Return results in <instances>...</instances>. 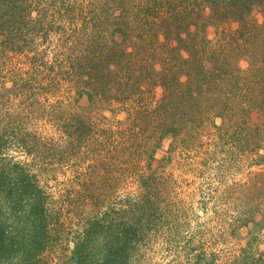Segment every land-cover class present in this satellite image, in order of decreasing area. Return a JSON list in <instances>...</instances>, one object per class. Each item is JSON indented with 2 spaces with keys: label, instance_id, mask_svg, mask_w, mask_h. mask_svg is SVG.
I'll list each match as a JSON object with an SVG mask.
<instances>
[{
  "label": "rangeland",
  "instance_id": "obj_1",
  "mask_svg": "<svg viewBox=\"0 0 264 264\" xmlns=\"http://www.w3.org/2000/svg\"><path fill=\"white\" fill-rule=\"evenodd\" d=\"M61 1L72 7L64 18L52 7ZM39 8L49 10L46 20L52 30L46 41L42 34L23 53L0 56V130L12 131L19 123L28 135L32 153L15 156L33 164L52 206L61 211L63 235L145 196L152 208L148 250L140 264H192L194 247L207 255L245 247V232L239 240L231 235L232 218L248 211L264 222V97L261 109L254 107L243 125L229 112L228 119L238 120L229 128L223 118L213 116L215 100L221 96L219 102L227 103V97L214 95L212 85L209 96L201 89L206 96L191 110L182 108L186 83L173 86L165 109L156 112L165 91L157 82L161 67H170L174 56L187 61L176 66L192 74L213 69L214 59L225 61L226 70L233 63L247 68L251 47L240 51L242 57L227 47L236 29L249 34L247 21L257 28L264 22V2L39 0ZM106 22L119 26L124 36L111 38L113 27H98ZM187 24L189 35L184 33ZM176 36L184 49L177 46ZM247 38L240 43L247 46ZM83 57L90 60L87 81L94 62L108 68L109 89L101 85L92 104L86 96L78 99L74 84L80 82L67 67L68 61L78 67ZM153 61L155 67L147 66ZM126 72L132 76L128 82L122 75ZM32 74L35 80L29 79ZM156 115L198 118L184 129L196 146L181 148L180 140L171 148L166 139L148 157ZM75 126L82 137L74 133ZM72 241L64 240L67 251ZM259 248L262 253L264 245Z\"/></svg>",
  "mask_w": 264,
  "mask_h": 264
},
{
  "label": "trees",
  "instance_id": "obj_2",
  "mask_svg": "<svg viewBox=\"0 0 264 264\" xmlns=\"http://www.w3.org/2000/svg\"><path fill=\"white\" fill-rule=\"evenodd\" d=\"M254 1L264 2V0ZM52 7H56L55 13L62 18L70 15L72 9L64 1L59 4L53 2ZM48 12L47 9L39 8V0L35 2L34 0H0V56L9 55L12 52L15 55L23 53L29 48L26 45L33 44L42 34L46 41L47 34L52 30V26H49L50 22L46 20ZM109 23L106 22L108 26L104 24L98 27L108 29L113 27L110 33L111 38L116 33L124 36L125 32L119 26ZM245 24L248 25L249 34L242 35L244 28L236 29L235 36L227 48L230 49V53L239 52L238 56L242 57L244 54L240 51L248 52L247 48L251 47L253 54L250 64L252 66L242 68L241 65L233 63L234 65H231L233 68L230 70V66L226 70L228 65L225 61L214 59L213 69L204 70L203 68L200 74H192L176 66L177 61L183 62L184 65L187 61L174 56L171 58L170 67L162 66L160 70L157 84L165 88V91L156 112L165 109V103L171 99L169 92L173 86L179 87L186 83L187 89L182 99H186L187 104L185 106L182 104L183 109L191 110L202 97L206 94L209 96L211 91L207 90L214 87L216 89L214 95H226L227 98L224 100L226 99L227 103L221 102L222 100L219 102L221 99L219 96L213 106V116L223 118L229 128L235 121L238 122V120L233 122L228 119V117L231 118L229 112H234L233 115L238 116L241 125L248 122L247 116L251 110L254 107L261 109L262 105H258L263 104L264 22L259 24L258 28L253 27V24L248 21ZM206 25L211 24L207 22ZM189 26L187 24L184 29L187 35H189ZM246 38L248 45L244 46L240 42ZM176 39L177 46L184 49L186 46L182 45L178 36ZM88 59L81 58L78 67H75L74 62L68 61L67 67L71 71L69 72L71 77L80 82L74 84L78 99L86 96L92 104L93 93L97 92L101 85L106 88L105 90L109 89L110 82L107 78L109 76L107 66L99 64L98 61L93 63L94 71L88 74L91 79L85 80V73L89 71L90 60ZM152 64L155 67L156 62L147 63V66ZM99 65H103L102 77L98 76ZM122 75L126 78V82L131 80V74L126 72V75ZM199 77L207 84L200 82ZM29 79L35 80L34 74ZM210 82L212 83L209 84ZM210 85L213 87L210 88ZM201 89L205 90L206 94ZM78 99H76L77 102H79ZM0 120L2 122L3 118L0 117ZM197 121L198 118L192 116L188 119H176L169 116L153 118L151 126L155 132L151 133L153 136L150 138L151 145L147 150L148 157L153 158L156 149L166 139L171 140V148H173L172 145L180 143V140L183 142L181 148L188 149L196 146L192 135L186 134L184 129L191 126L190 124H196ZM17 126L12 131L0 130V264H140L148 250L146 229L150 222L152 208L149 198L139 196L133 202H129L126 209L106 210L102 218L100 214L86 220L80 231L63 235L61 211L52 206L51 195L46 192V188L41 185L31 170L33 164L21 162L15 156L17 153L29 154L33 151L28 146V135L21 130L19 123ZM82 132L75 126L74 133L77 137H82ZM239 143L236 139L234 144L238 146ZM94 198L97 200V197ZM232 219L231 235L239 240L243 238V232H245L246 246L238 250L229 248L224 252H211L208 255L200 247H194L190 250L192 264H261L263 262L264 250L262 253L257 251L260 250L261 243L264 245V222L257 221L248 211L238 213ZM113 222L116 224H112ZM64 240H73L74 245L70 251H67ZM257 254L258 257H256Z\"/></svg>",
  "mask_w": 264,
  "mask_h": 264
}]
</instances>
